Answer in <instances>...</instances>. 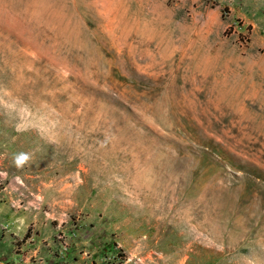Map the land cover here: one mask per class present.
<instances>
[{
  "label": "rangeland",
  "instance_id": "1",
  "mask_svg": "<svg viewBox=\"0 0 264 264\" xmlns=\"http://www.w3.org/2000/svg\"><path fill=\"white\" fill-rule=\"evenodd\" d=\"M0 264H264V0H0Z\"/></svg>",
  "mask_w": 264,
  "mask_h": 264
},
{
  "label": "clouds",
  "instance_id": "2",
  "mask_svg": "<svg viewBox=\"0 0 264 264\" xmlns=\"http://www.w3.org/2000/svg\"><path fill=\"white\" fill-rule=\"evenodd\" d=\"M27 159H28L27 154L21 153V154H19V156L17 157V163H18V164H21V163H23L24 161H26Z\"/></svg>",
  "mask_w": 264,
  "mask_h": 264
}]
</instances>
